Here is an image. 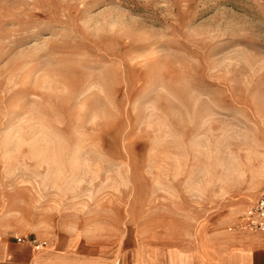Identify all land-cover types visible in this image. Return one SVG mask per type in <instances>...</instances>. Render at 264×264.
<instances>
[{"label": "rangeland", "instance_id": "rangeland-1", "mask_svg": "<svg viewBox=\"0 0 264 264\" xmlns=\"http://www.w3.org/2000/svg\"><path fill=\"white\" fill-rule=\"evenodd\" d=\"M264 193V0H0V231L188 247Z\"/></svg>", "mask_w": 264, "mask_h": 264}, {"label": "crops", "instance_id": "crops-1", "mask_svg": "<svg viewBox=\"0 0 264 264\" xmlns=\"http://www.w3.org/2000/svg\"><path fill=\"white\" fill-rule=\"evenodd\" d=\"M237 232V231H236ZM233 236L210 233L188 247L152 242L138 237L133 264H264V239L258 234ZM47 241V240H46ZM119 245L108 241L71 238L37 246L18 242L0 231V264H123Z\"/></svg>", "mask_w": 264, "mask_h": 264}, {"label": "built area", "instance_id": "built-area-1", "mask_svg": "<svg viewBox=\"0 0 264 264\" xmlns=\"http://www.w3.org/2000/svg\"><path fill=\"white\" fill-rule=\"evenodd\" d=\"M228 230L258 234L264 239V193L240 213L237 222L229 227ZM26 239H29L32 244L37 246L47 245L46 240H39L27 236L16 237L18 242H23Z\"/></svg>", "mask_w": 264, "mask_h": 264}]
</instances>
